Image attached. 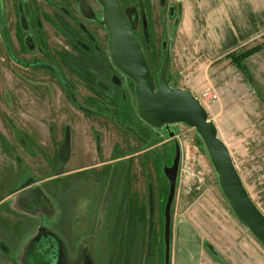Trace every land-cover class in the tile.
Returning <instances> with one entry per match:
<instances>
[{"label":"rangeland","instance_id":"rangeland-1","mask_svg":"<svg viewBox=\"0 0 264 264\" xmlns=\"http://www.w3.org/2000/svg\"><path fill=\"white\" fill-rule=\"evenodd\" d=\"M84 1L0 0V200L70 159L76 172L54 174L71 185L68 210L98 221L74 256L46 230L59 245L54 264H264V244L237 216L199 132L141 115L139 84L114 58L106 4ZM119 3L155 92L167 67L170 89L199 102L264 215V6H217V26L213 6H193L200 18L186 28L180 0ZM259 44L237 68L229 54ZM108 180L120 196L109 206Z\"/></svg>","mask_w":264,"mask_h":264},{"label":"water","instance_id":"water-1","mask_svg":"<svg viewBox=\"0 0 264 264\" xmlns=\"http://www.w3.org/2000/svg\"><path fill=\"white\" fill-rule=\"evenodd\" d=\"M78 1L83 5L85 4L84 0ZM103 1L107 7V23L113 34L115 61L122 70L131 75L139 84L141 115L147 121L155 124L164 121L185 122L199 132L212 156L226 194L237 216L264 244V215L248 195L227 149L216 136L213 126L207 120L204 109L188 92L186 93L191 97L183 100L178 94L179 91L170 89L164 77L167 67L161 75L163 87L155 92L153 78L147 62L122 12L119 0ZM173 185L174 181L171 179V187ZM170 206L171 197L166 208L168 232ZM55 236L42 229L35 236L37 239L31 240V257L32 259L37 258L39 261L36 264H54L57 260V247L59 248V245ZM41 238L42 240H40Z\"/></svg>","mask_w":264,"mask_h":264},{"label":"crops","instance_id":"crops-1","mask_svg":"<svg viewBox=\"0 0 264 264\" xmlns=\"http://www.w3.org/2000/svg\"><path fill=\"white\" fill-rule=\"evenodd\" d=\"M180 3L181 6H183L182 23L186 28L195 26V20H197L198 23L200 18L199 8L193 6H213L212 18L216 26L217 6H264V0H180ZM255 24L258 25L252 18V25L255 26ZM77 139H79V137H77ZM53 154L54 160L56 161L55 149ZM70 164V159L66 164L67 167L58 166L57 164V166L51 168L52 171L48 173L49 175L42 178L40 177L41 179L35 177L33 180H28L20 186H15L10 193L0 200L1 202L3 199H6L5 202L0 204V207L2 204L6 203L7 208L1 213L6 217V221L9 225L5 226L2 224L0 226L2 229V231H0V238L2 239H0V264L1 262H3V264H30L29 260L32 253L30 251V242L32 237L36 236L42 229L56 230V233H59L61 238L65 240L68 246L66 247L68 251L72 253V256H74L77 249L76 246L80 242L78 237L84 232L89 234L94 230L95 224L98 221L97 216L93 219L87 217V222L86 216L83 217V215L78 213L75 215L74 210L73 212L69 211L70 193L72 192L71 185L64 186L55 179L57 176L54 174L57 172L61 173L63 167L66 172H69V175L76 172V169ZM75 182H77L78 187L86 184L85 181L80 182L76 180L72 183V186ZM105 186V204L109 206L110 202L114 204L118 202L116 201L120 198V196L118 197V182H112V189L111 180H108ZM66 188H68L69 194L68 190L65 191ZM114 194L117 197L114 196ZM107 213H109V209ZM1 217L2 216H0V218ZM78 218L82 220L79 231L74 229L78 227V225H76V223L79 222ZM43 222H46L45 228L44 225H42ZM81 236L84 235L82 234Z\"/></svg>","mask_w":264,"mask_h":264},{"label":"trees","instance_id":"trees-1","mask_svg":"<svg viewBox=\"0 0 264 264\" xmlns=\"http://www.w3.org/2000/svg\"><path fill=\"white\" fill-rule=\"evenodd\" d=\"M260 48H261V44L253 46L239 54H236L235 51H233L229 55L230 57H232L231 60L237 65L238 68L241 69V66H243L242 65L243 60L246 59V57L250 56L251 54L257 52Z\"/></svg>","mask_w":264,"mask_h":264},{"label":"bare ground","instance_id":"bare-ground-1","mask_svg":"<svg viewBox=\"0 0 264 264\" xmlns=\"http://www.w3.org/2000/svg\"><path fill=\"white\" fill-rule=\"evenodd\" d=\"M178 94L180 95V97L183 99V100H187L189 99L191 96L186 93V92H182V91H179ZM188 97V98H187Z\"/></svg>","mask_w":264,"mask_h":264},{"label":"built area","instance_id":"built-area-1","mask_svg":"<svg viewBox=\"0 0 264 264\" xmlns=\"http://www.w3.org/2000/svg\"><path fill=\"white\" fill-rule=\"evenodd\" d=\"M214 97H216V96H214Z\"/></svg>","mask_w":264,"mask_h":264},{"label":"flooded vegetation","instance_id":"flooded-vegetation-1","mask_svg":"<svg viewBox=\"0 0 264 264\" xmlns=\"http://www.w3.org/2000/svg\"><path fill=\"white\" fill-rule=\"evenodd\" d=\"M81 3V2H80Z\"/></svg>","mask_w":264,"mask_h":264}]
</instances>
